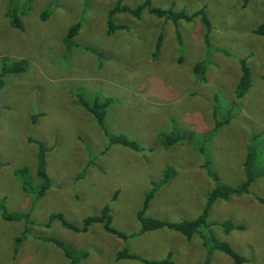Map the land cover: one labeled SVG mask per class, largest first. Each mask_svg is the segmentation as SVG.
I'll use <instances>...</instances> for the list:
<instances>
[{
	"label": "rangeland",
	"instance_id": "374dc122",
	"mask_svg": "<svg viewBox=\"0 0 264 264\" xmlns=\"http://www.w3.org/2000/svg\"><path fill=\"white\" fill-rule=\"evenodd\" d=\"M28 1L23 28L13 27L8 7L12 4L21 14ZM142 1L124 3L135 7ZM242 2L152 0L155 7L186 13L204 8L211 28L207 48L199 18L173 23L146 9L140 17L120 12L112 20L127 29L109 33L108 12L115 0H0V74L4 58L27 61L23 72L0 75V264H68L54 241L86 250L80 264H145L116 258L122 249L150 260L170 252L176 264L205 261L207 249L198 234L187 239L168 228L140 234L137 212L168 166L175 176L154 193L145 211L168 221L193 219L201 212L216 184L202 165L206 159L220 181L233 186L244 180L248 144L255 153V171L264 167V36L253 32L264 22V0ZM74 23L80 28L67 44ZM160 33L162 46L154 58ZM242 58L251 85L237 98ZM198 61L205 64L203 81L193 71ZM79 97L88 102L112 98L105 118L108 132L126 135L140 150L110 144ZM215 116H227L228 122L204 140L201 133L214 126ZM161 133H174L179 141L165 148L157 138ZM30 139L48 148L50 185L40 197L38 146ZM203 145L201 153L197 147ZM22 167L34 177L29 192L16 173ZM258 196L264 198V176L256 177L248 193L216 200L208 216L211 232L246 258L242 264H264V205ZM104 205L112 226L133 236L119 238L99 222L75 231L51 218L61 213L68 223L81 226ZM4 213L24 216L7 219ZM228 219L243 229L225 234L219 223ZM17 237L22 239L15 245ZM211 264L233 260L214 251Z\"/></svg>",
	"mask_w": 264,
	"mask_h": 264
},
{
	"label": "trees",
	"instance_id": "16d2710c",
	"mask_svg": "<svg viewBox=\"0 0 264 264\" xmlns=\"http://www.w3.org/2000/svg\"><path fill=\"white\" fill-rule=\"evenodd\" d=\"M249 0H243L242 4L245 6ZM30 8V1L25 2L21 7V14L15 12V8L12 4L8 7L6 11V16L9 18L10 24L18 29L23 28V23L21 20V16L24 15ZM147 10L149 13L157 16L164 20V22L172 21L176 23L179 20L184 21H192L195 18H199L201 24L203 25L204 32V42L206 47H210L209 41V32H210V21L204 11V8H200L192 13H186L183 9L174 10L173 8H161L155 7L152 5V0H143L138 3L135 7H130L124 3V0H115L114 6L108 12V32L111 33L117 29H127V26L124 24H115L112 20V16L115 13L126 12L134 17H140L143 10ZM45 16L42 15V18ZM79 23H74L67 31L65 41L67 44H71L74 41L75 35L79 31ZM253 32L257 35L264 36V22L259 23L254 29ZM176 39L177 42L181 43V38L179 32L176 30ZM163 41V34H159L155 43L154 51L152 53L153 57L156 58L160 53L161 46ZM181 58V55L180 57ZM9 59L4 58L1 63V76L5 74H16L23 72L27 68V61L25 59H18L13 61H8ZM240 69L241 75L235 87V96L237 98H241L249 89L251 85L250 81V68L246 64V59H240ZM193 71L196 75V79L198 81L205 80V64L203 61H198L193 66ZM2 85V80L0 79V86ZM78 102L85 109V111L94 117L96 122L102 128V130L107 134L110 144H119L125 147H128L132 150L138 151L140 150V146L134 140L129 139L126 135L120 133L115 134L108 132L106 127L105 118L107 115V108L110 103L113 102L112 98H103L100 99L98 97L94 98L92 102L86 101L84 98L79 97ZM215 124L213 127L207 129L206 132L201 133V136L204 135V140H209V138L215 134V132L220 128L223 123L228 122V117L226 116L223 120H219L215 116ZM159 143L163 145L165 148H169L170 145L179 141L177 135L174 133L164 134L161 133L157 136ZM255 139V138H254ZM30 141L34 142L38 146L37 151V169L36 176L40 181V188L37 192L36 197H40L44 194L45 190L50 185V178L46 171V152L48 148L41 141L30 139ZM250 143V139H249ZM198 151L204 153V145L197 147ZM252 145L247 146V155L245 161L243 163L244 169V180L236 185H227L220 181V177L216 172L211 169L209 160H205L202 165L205 168L207 174L215 181V186L207 193L205 204L199 213V215L193 219H183L181 221H168L163 219H158L145 215V211L149 205L150 200L152 199L154 193L165 183H167L171 178L175 176V169L171 166L166 167L164 170L163 176L157 180L152 182L151 189L146 193L141 209L137 212V218L141 223L140 230L138 233L142 234L147 231L159 230L162 228H168L171 230H175L185 236L187 239H190L194 234H198L199 238L202 242V245L207 249L206 259L202 264H211L212 254L214 251H221L224 254L228 255L232 260L233 264H242L246 261V258L239 253H237L232 246L225 240H221L216 237L210 230L212 226V222L208 220L209 212L214 204V202L218 199H228L232 195H241L246 194L250 190L251 184L254 182L257 176H264V167L255 171L254 169V157L255 153L253 152ZM16 173L20 174L22 181V188L27 192L30 187V183L33 182V175L30 174L27 167H22L16 171ZM29 192V191H28ZM258 201L264 205V198L257 197ZM24 215L13 213L6 214L4 213V217L7 219H19ZM51 218L59 220L64 226L71 228L75 231H87L91 224L95 222H99L102 224L103 229L113 235L118 236L122 239H128L133 234H126L114 228L112 226V215H110L108 205H104L100 211V214L94 216H88L84 218L81 226H75L73 224L68 223L65 219H63V215L60 213H55L51 215ZM219 225L222 227L225 234H228L233 229H243L241 224H234L229 219L224 220ZM22 237H17L15 240V245L20 242ZM63 251L64 255L69 260L68 264H80V260L85 259L88 256V252L86 250H77L73 247L67 245L61 241H54ZM116 258L118 259H135L145 264H176L172 258L171 253L169 252L167 256L160 260H150L139 255L128 252L126 249L119 250Z\"/></svg>",
	"mask_w": 264,
	"mask_h": 264
},
{
	"label": "crops",
	"instance_id": "0c3cea01",
	"mask_svg": "<svg viewBox=\"0 0 264 264\" xmlns=\"http://www.w3.org/2000/svg\"><path fill=\"white\" fill-rule=\"evenodd\" d=\"M153 91H155V90H153ZM107 111H108V108H107Z\"/></svg>",
	"mask_w": 264,
	"mask_h": 264
}]
</instances>
